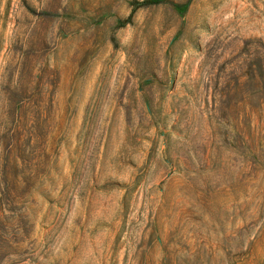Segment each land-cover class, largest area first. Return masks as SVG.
<instances>
[{
    "label": "rangeland",
    "instance_id": "1",
    "mask_svg": "<svg viewBox=\"0 0 264 264\" xmlns=\"http://www.w3.org/2000/svg\"><path fill=\"white\" fill-rule=\"evenodd\" d=\"M0 264H264V0H0Z\"/></svg>",
    "mask_w": 264,
    "mask_h": 264
}]
</instances>
